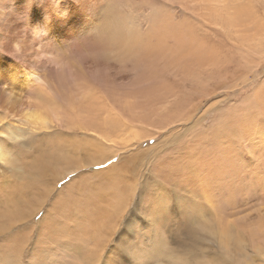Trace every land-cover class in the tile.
Returning a JSON list of instances; mask_svg holds the SVG:
<instances>
[{
    "label": "rangeland",
    "instance_id": "obj_1",
    "mask_svg": "<svg viewBox=\"0 0 264 264\" xmlns=\"http://www.w3.org/2000/svg\"><path fill=\"white\" fill-rule=\"evenodd\" d=\"M248 15L214 34L213 76L123 112L108 142L73 125L27 146L28 123L0 109V264H264V5Z\"/></svg>",
    "mask_w": 264,
    "mask_h": 264
},
{
    "label": "bare ground",
    "instance_id": "obj_2",
    "mask_svg": "<svg viewBox=\"0 0 264 264\" xmlns=\"http://www.w3.org/2000/svg\"><path fill=\"white\" fill-rule=\"evenodd\" d=\"M263 5L264 0H0V109L28 123L27 146L45 138L68 141L73 125L108 142L117 119L128 122L123 112H155L187 79L201 83L203 68L213 76L214 34L222 22ZM4 139L0 159L8 153ZM36 159L40 164L30 177L44 185L50 156ZM5 201L2 209L9 208Z\"/></svg>",
    "mask_w": 264,
    "mask_h": 264
}]
</instances>
